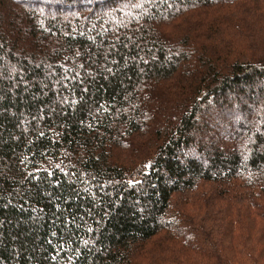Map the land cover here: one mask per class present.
Masks as SVG:
<instances>
[{"label":"trees","instance_id":"1","mask_svg":"<svg viewBox=\"0 0 264 264\" xmlns=\"http://www.w3.org/2000/svg\"><path fill=\"white\" fill-rule=\"evenodd\" d=\"M263 93L264 0H0V264H264Z\"/></svg>","mask_w":264,"mask_h":264},{"label":"rangeland","instance_id":"2","mask_svg":"<svg viewBox=\"0 0 264 264\" xmlns=\"http://www.w3.org/2000/svg\"><path fill=\"white\" fill-rule=\"evenodd\" d=\"M263 100H264V93H263ZM257 117L258 118H262V119H264V113H263V108H261V110H260V112L259 113H257ZM262 122H264V120L262 121ZM210 123H211V126H213V122L212 121H210Z\"/></svg>","mask_w":264,"mask_h":264}]
</instances>
